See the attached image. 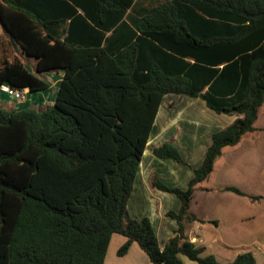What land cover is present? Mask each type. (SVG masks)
Masks as SVG:
<instances>
[{"label":"trees","instance_id":"16d2710c","mask_svg":"<svg viewBox=\"0 0 264 264\" xmlns=\"http://www.w3.org/2000/svg\"><path fill=\"white\" fill-rule=\"evenodd\" d=\"M132 2L0 0L9 34L0 37V84L37 91L49 87L44 73L63 70L53 104L0 106V264H106L115 233L127 237L120 254L136 241L153 264H184L181 255L199 264H258L252 251L228 263L202 255L206 247L190 239L188 224L204 222L191 201L224 148L256 130L264 0H167L140 16L128 13ZM14 50L35 58L37 73ZM170 94L237 118L212 134L186 188L153 180L180 201L167 212L178 228L162 247L150 217H131L128 204ZM152 153L186 163L172 142Z\"/></svg>","mask_w":264,"mask_h":264},{"label":"crops","instance_id":"0c3cea01","mask_svg":"<svg viewBox=\"0 0 264 264\" xmlns=\"http://www.w3.org/2000/svg\"><path fill=\"white\" fill-rule=\"evenodd\" d=\"M165 2H167V0H133L128 9V13L131 16H140ZM0 37H3L7 41L9 40V34L1 23ZM15 55L27 65L31 72L37 73L35 58L14 50V52H11V56ZM44 77L49 83L48 88L37 91L25 88L24 97L21 99H17L7 92L5 87L9 86L8 84H0V106L8 109L22 110L30 107L40 108L48 104H53L57 97L59 85L63 79V70L61 69L58 72H46L44 73ZM190 99L195 100L201 98L190 97ZM197 105L204 111H206V108L209 109L203 100L201 103H197ZM212 113L213 115L209 114V116L205 117L198 116L199 119L195 118V121L191 120L194 118L191 116L188 119L184 118L185 120H179L178 118L175 121L171 119L163 122L160 129L162 138L160 143L172 142L180 149L182 154H202V158L199 161L201 162L206 154L207 148L212 143V134L218 130L216 129V118L224 117L223 119L227 121V125L223 126V128L233 123L237 118V116ZM173 123H177L178 126L173 127ZM180 123L185 125L180 127ZM192 123L198 126L190 127ZM156 124L157 123L154 125L148 145L158 133V129H155ZM255 127L256 130L245 134L240 143L236 146L224 148L223 154L218 157L215 162L214 170L208 179H206L210 181V185L208 182L210 187L204 186L203 183L206 180L199 183L191 201L190 211L197 215L199 219L204 220V222L196 221L188 225V235L190 239L198 244H203L208 250L210 244H205L206 234L209 237L210 242L214 243L218 242L217 236L219 235L220 238L224 240L223 242L228 244V246H234V250H231L230 253L231 259H229L230 261L228 262L233 261L241 252L252 251L259 264L258 252L264 251V208H259L260 206L258 205L255 210L257 215H254L252 211L256 206V204L253 203L257 202L264 204V195L259 193L260 195L258 194V196L253 198L254 202L252 201L253 203H250L243 198V195L227 188L235 186L246 193L248 190L245 185H242L243 183H241V181H244V179L241 178L250 175V177L254 179L253 182L258 181L255 179L258 176L256 175V172L259 168H261V174L259 176L264 183V104L260 108ZM179 128L187 132L192 131V128L197 129L199 132L197 133L198 139L190 137L187 132L183 137H179ZM176 130L178 131V135ZM208 133L209 137L207 140L204 138L206 141L203 145L202 142H200L199 135L201 136L202 134L205 135ZM159 145L160 144H155L154 147ZM192 167L196 168L194 166ZM190 178L192 177L190 176ZM145 191L146 190L143 186L138 190H136L135 187V191L132 195V198L134 199L132 216L134 218H140L144 215L149 216L159 237L160 244L163 247L165 243L174 236V230L178 228V225L175 220H168L166 216H163L162 218L154 216L151 210H148V213L142 214L139 209V202H141V196H143V193L145 194ZM135 193H137V196H135ZM246 194L253 196L248 192ZM154 195H162L161 190L157 189V192ZM206 204L208 206V213L203 211ZM176 210L178 211L179 209ZM248 210L252 211V215L247 214ZM213 221H216L217 223ZM202 231L206 234L202 233ZM181 258L184 264H196V261L190 260L184 255H181ZM150 264L153 263L150 262Z\"/></svg>","mask_w":264,"mask_h":264},{"label":"rangeland","instance_id":"374dc122","mask_svg":"<svg viewBox=\"0 0 264 264\" xmlns=\"http://www.w3.org/2000/svg\"><path fill=\"white\" fill-rule=\"evenodd\" d=\"M4 52V51H3ZM10 52V50H9ZM5 54L0 55V64L2 61V58H4ZM202 99H195L191 100L190 97H185L181 95H175L170 94L167 95L164 99V102L160 108V111L157 116L156 120V130L158 129V133L156 134V137L151 140V142L148 145V149L146 150L144 157L141 162L139 176L136 180V190L140 189L141 186L146 190L145 194L143 193V196H141V202H139V209L141 210L142 214L148 213V210L152 211V214L154 216H158L162 218L163 216H166L168 220H175L170 218L167 215V212L170 210L177 211L176 209L180 208V201L179 199L171 194L164 191L162 192V195L156 196L157 188H155L152 185L153 180L156 178H159L163 182L173 185V186H179L182 188H186L189 182L190 176L193 177L194 175L193 170L194 167H198L201 162L200 159L202 158V154H194V153H186L182 154L183 158L185 160V164L178 163L177 161L173 159H161L156 157L152 153V148L155 144H161V134L160 129L163 125V122H166L167 120L173 119L174 121L179 118V120H185L184 118H189L193 116L194 118L191 120L195 121V118L205 117L209 116V114H212L211 109H207L204 111L200 108V106L197 105V103H201ZM212 111V112H211ZM215 113V112H214ZM188 116V117H186ZM224 117H217L216 118V129H221L223 126L227 125V121L223 119ZM170 125V124H169ZM185 125V124H184ZM182 123H180V127L184 126ZM188 125V124H187ZM190 125V124H189ZM178 126L177 123H173V127ZM198 125L192 123L190 127H197ZM180 129V128H179ZM178 129V130H179ZM186 130V129H185ZM177 131V130H176ZM187 131H184L183 129L179 130V137H183L184 134H186ZM198 130L195 128H192V131H188L187 134L192 137L198 139ZM210 133V132H209ZM208 134H202L199 135L200 142L204 145L205 141L209 137ZM178 135V131H177ZM206 138V140H204ZM217 161V160H216ZM193 168V169H192ZM261 174V168H259L256 172V177L252 179L249 176L242 177L241 179H244V181H241L243 183L242 185H245L247 187V192L250 193L253 196H249L246 194H240L243 195V198H245L248 202L253 203L255 196H258L259 193L264 195V183L262 182V179H260ZM210 181L206 180L203 184L206 187H210ZM246 192V193H247ZM255 193V194H252ZM260 195V194H259ZM135 196H137V193H135ZM259 198V197H257ZM134 199L131 198L128 204V210L131 217H133V201ZM253 201V202H252ZM256 204V206L252 209L254 215H257V212H255L257 206L259 205V208H264V204L260 203H253ZM203 211L205 213H208V206L206 204V207L203 208ZM252 211L248 210L247 214L252 215ZM139 215V214H137ZM252 217V216H249ZM251 219V218H250ZM176 221V220H175ZM253 221V220H252ZM177 223V222H176ZM193 223V222H192ZM178 225V224H177ZM189 225V224H188ZM177 230V229H176ZM174 230V233L175 231ZM202 233H205L202 231ZM206 234V233H205ZM218 242H210L209 237L206 234V242L205 244H210V248L204 251L202 255H208V254H214L218 261L221 263H228L230 261V253L231 250H234V246H228V244L224 243L220 236H217ZM127 237L115 233L112 236V239L110 241V245L108 248L107 256H106V264H150V259L147 255V253L141 248V246L138 244V242L134 241L131 243L128 251L124 254H120L119 251L122 248V246L126 243ZM229 250V251H228ZM183 256V255H182ZM258 261L259 264H264V251L258 252ZM152 263V262H151ZM196 264H199L198 262H195Z\"/></svg>","mask_w":264,"mask_h":264},{"label":"built area","instance_id":"2783aa9c","mask_svg":"<svg viewBox=\"0 0 264 264\" xmlns=\"http://www.w3.org/2000/svg\"><path fill=\"white\" fill-rule=\"evenodd\" d=\"M5 89L7 90V92L10 95L14 96L17 99H21V98L24 97L25 89L20 90V89H17V88H14V87H10V86L5 87Z\"/></svg>","mask_w":264,"mask_h":264}]
</instances>
